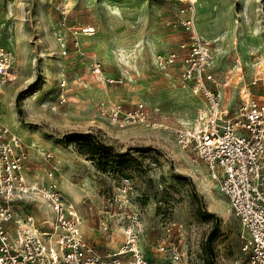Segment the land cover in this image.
Instances as JSON below:
<instances>
[{
  "label": "rangeland",
  "instance_id": "374dc122",
  "mask_svg": "<svg viewBox=\"0 0 264 264\" xmlns=\"http://www.w3.org/2000/svg\"><path fill=\"white\" fill-rule=\"evenodd\" d=\"M192 2L0 0V43L15 67L2 87L1 121L32 146L30 167L38 169L39 177L50 166L40 157L42 150L53 154L59 187L61 174L71 169L69 182L78 197L71 200L62 193L76 203L82 235L99 253L121 247L125 214L132 210L138 211L143 226L139 248L151 264H242V227L204 167L193 163L167 130L137 124L117 127L99 113L103 98L108 107L141 102L174 125L191 118L198 99L179 86L177 67L160 69L153 58L186 38L178 22L190 7L196 31L213 42L216 73L229 80L228 91L222 93L225 103L230 108L239 104L243 85L253 79L252 94L264 97V0ZM61 5L65 14L60 13ZM85 25L94 26L92 35L80 33ZM92 61L123 83L103 85L90 73ZM24 89L31 91L17 99ZM86 90L93 92L89 113L74 105ZM103 91L107 96L99 98ZM125 128L144 133L119 139L108 132ZM70 131L98 135L115 155L128 160L127 165L102 172L74 143H63ZM55 144L74 161L59 162L51 150ZM122 177L133 185L128 206L118 201ZM26 207L39 220L52 218L44 202ZM176 253L181 254L177 260Z\"/></svg>",
  "mask_w": 264,
  "mask_h": 264
},
{
  "label": "built area",
  "instance_id": "2783aa9c",
  "mask_svg": "<svg viewBox=\"0 0 264 264\" xmlns=\"http://www.w3.org/2000/svg\"><path fill=\"white\" fill-rule=\"evenodd\" d=\"M186 1L193 5L192 0ZM65 9L61 5L60 13L65 14ZM190 9L178 22L186 38L153 57L160 69L177 67L179 86L202 103L189 123H166L156 108L149 109L141 102L130 107L113 103L107 109L100 103L99 113L117 127L137 124L171 133L190 160L204 167L240 223L242 264H264V97L252 94L253 79L243 85L239 104L231 108L225 105L222 93L229 80L213 72V42L198 34ZM94 31V26L80 27L84 35ZM71 40L78 47L77 38ZM14 72L10 53L0 43V96ZM90 73L103 85L123 83L121 77L107 74L99 61H92ZM28 154L27 145L3 124L0 114V264H151L138 244L143 227L138 211L125 214L121 247L97 252L82 235L76 205L58 188L53 154L39 151L50 163L40 177L30 167ZM132 189L131 180L122 177L120 205H129ZM37 201L49 208L51 219L39 220L27 210V205ZM180 256L176 253L173 258Z\"/></svg>",
  "mask_w": 264,
  "mask_h": 264
},
{
  "label": "trees",
  "instance_id": "16d2710c",
  "mask_svg": "<svg viewBox=\"0 0 264 264\" xmlns=\"http://www.w3.org/2000/svg\"><path fill=\"white\" fill-rule=\"evenodd\" d=\"M31 90L24 89L17 93L19 97H25ZM63 143H74L78 152L86 155L89 160L94 162L97 169L104 171H117L118 168L127 165L128 160L123 155H115L113 148L104 143L98 135L93 133H82L79 131H70L63 135Z\"/></svg>",
  "mask_w": 264,
  "mask_h": 264
},
{
  "label": "crops",
  "instance_id": "0c3cea01",
  "mask_svg": "<svg viewBox=\"0 0 264 264\" xmlns=\"http://www.w3.org/2000/svg\"><path fill=\"white\" fill-rule=\"evenodd\" d=\"M218 63V62H217ZM216 63V59L215 57H213V60H212V70L213 72H217L216 69H215V64ZM175 78H177V76L175 75ZM87 82H89V79H86ZM6 85V84H5ZM11 89V88H10ZM186 92H188L187 90H185ZM225 91H228L227 89ZM83 94L80 95V97L76 96V101L74 102V105L76 107H81L80 108V111L84 112L86 111L85 109H87V113H89L90 109H91V106H92V102H93V92L92 91H89V90H86L85 93L84 91H82ZM189 93V92H188ZM190 94V93H189ZM191 96H193L192 94H190ZM103 96H107L106 92H101L99 98L103 97ZM195 99H197L195 96H193ZM82 99V100H81ZM103 99V98H102ZM99 100V103H102L104 105V107H106L108 105L107 101L106 100ZM224 103H225V97H224ZM199 104H202L200 102V100L197 101V105L195 107V110L197 108V106ZM225 105L227 107H230V105L228 106L226 103ZM85 108V109H84ZM195 110L193 112V115L195 113ZM193 115L191 116V118L193 117ZM190 118V119H191ZM101 123H97L95 126L98 127V128H101L100 125ZM110 134H114V136H118L119 139H126L128 138V136L130 135H138V134H143V130H137V129H124V130H117V131H113V130H110L108 131ZM25 138V137H24ZM28 146V145H27ZM53 152L57 154V160L59 162H63V161H67V162H70L72 163L74 161V159L72 157H70V155L68 153H64L63 152V147L59 144H55L53 147ZM28 150H29V157H30V150H32L31 154L33 155L34 151L32 149V146L29 145L28 147ZM35 155V153H34ZM173 158H176L178 159V154L176 152H173ZM37 168L35 169V172L36 174L38 175L40 172H37ZM71 169L63 172V174H61V180H60V187H59V183H58V188L63 191L65 194H68L70 197H68L69 199H73V200H76V198L78 197V193L77 191L75 190L74 187H72L73 184H71L69 182V177L71 176ZM43 176V175H42ZM60 177V176H59ZM60 179V178H59ZM72 202V201H71ZM74 202V201H73ZM72 202V203H73ZM75 203V202H74ZM76 204V203H75Z\"/></svg>",
  "mask_w": 264,
  "mask_h": 264
},
{
  "label": "bare ground",
  "instance_id": "6f19581e",
  "mask_svg": "<svg viewBox=\"0 0 264 264\" xmlns=\"http://www.w3.org/2000/svg\"><path fill=\"white\" fill-rule=\"evenodd\" d=\"M83 35H84V34H83ZM10 58H11V55H10ZM11 61H12V58H11ZM199 105H200V104H199ZM199 105H198V106H199ZM198 106H197V107H198ZM189 121H190V119H189L187 122L183 123V124L186 125V124L189 123Z\"/></svg>",
  "mask_w": 264,
  "mask_h": 264
}]
</instances>
